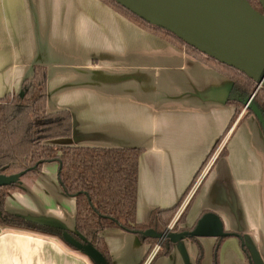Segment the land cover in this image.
<instances>
[{"label":"crops","instance_id":"obj_1","mask_svg":"<svg viewBox=\"0 0 264 264\" xmlns=\"http://www.w3.org/2000/svg\"><path fill=\"white\" fill-rule=\"evenodd\" d=\"M46 69V111L66 110L72 136L50 144L138 148L136 222L170 209L222 137L225 155L195 190L184 224L216 215L242 235L253 264H264V136L258 118L225 103L231 81L184 50L141 29L100 0H0V98L20 94L34 66ZM58 166L20 177L4 200L13 215L75 231L74 199L60 189ZM188 204V205H189ZM113 264H139L149 246L119 229L102 232ZM212 264L216 238H198ZM185 238L152 264H196ZM151 262V261H150ZM0 264H92L62 239L0 229ZM150 264V263H149ZM219 264H249L239 240H223Z\"/></svg>","mask_w":264,"mask_h":264},{"label":"trees","instance_id":"obj_2","mask_svg":"<svg viewBox=\"0 0 264 264\" xmlns=\"http://www.w3.org/2000/svg\"><path fill=\"white\" fill-rule=\"evenodd\" d=\"M100 1L141 29L184 50L197 61L227 77L232 85L225 103L234 108V115L226 132L239 117L246 102L252 98L238 123L250 115H255V111H257L260 116L258 122L264 136V87L258 88L253 79L237 69L221 64L199 52L171 32L145 22L115 0ZM245 1L257 14L264 16L260 0ZM46 84L45 67L36 65L33 68L32 77L22 82L20 94L0 98V176L9 177L24 173L21 177H36L40 174L43 165L56 163L58 166L57 181L60 189L64 194L72 197L75 202V231L69 232L56 226L36 223L8 213L4 209V200L16 189L17 180L7 186L0 187V229H21L59 239H62L63 233L66 232L82 245L93 246L101 254L106 264L113 263L101 234L107 229H119L136 235L141 243L149 246L146 255L139 264L146 262L155 245L159 246V250L150 264L160 257L169 256L175 244L169 240L159 242L157 239L145 237L143 234L148 230H153L156 234H163L166 231V226L182 198L188 193L191 184L174 207L165 210L156 209L151 212L147 223H137L138 159L142 150L50 144L54 140L70 138L73 126L68 111L47 113ZM221 139L216 142L206 160L214 152ZM224 155L225 150L222 151L220 158ZM189 207L190 204L171 232L182 233L195 228V226L190 229L181 227ZM225 233L226 236L216 238L212 251V263L219 264V250L223 240L235 237L239 240L248 263L253 264L244 247L242 235L232 232ZM189 239L194 241L197 246L196 264H202L203 249L198 238L191 237ZM65 244L69 246L67 243ZM78 252L84 254L81 251ZM92 264L95 263L92 262Z\"/></svg>","mask_w":264,"mask_h":264},{"label":"water","instance_id":"obj_3","mask_svg":"<svg viewBox=\"0 0 264 264\" xmlns=\"http://www.w3.org/2000/svg\"><path fill=\"white\" fill-rule=\"evenodd\" d=\"M145 22L167 30L187 45L226 66L237 69L264 87V16L257 14L245 0H115ZM264 10V0H260ZM250 98L247 102L250 104ZM259 118V113L255 111ZM0 176V187L21 177ZM145 237L177 244L185 238H218L227 234L220 219L203 215L192 231L163 234L148 230ZM62 239L83 252L93 263L106 264L91 245H82L68 233Z\"/></svg>","mask_w":264,"mask_h":264},{"label":"rangeland","instance_id":"obj_4","mask_svg":"<svg viewBox=\"0 0 264 264\" xmlns=\"http://www.w3.org/2000/svg\"><path fill=\"white\" fill-rule=\"evenodd\" d=\"M244 110H245V109L242 108L241 111H240V112H241L240 114H242V112H243ZM219 144H220V142H219ZM219 144L216 146L214 152L208 157V159L205 161V163L201 166L200 170H199L198 173L196 174V176H195V178H194V180H193V182H192V184H191L190 190H191V189L193 188V186L196 184V182H197V180L199 179V177L201 176V174L207 169V166H208V163L210 162V159L215 155V153L218 154V152H219V149H218V148H220V145H219ZM223 149H224V148H223ZM223 149H222V151H223ZM217 150H218V151H217ZM222 151L219 152V154H218V156H217V159H216V162L219 160V158H220V156H221V154H222ZM189 192H190V191H189ZM189 192H188V193H189ZM188 193L182 198V200H181L179 206H178L177 209L174 211V214L172 215V218H171L170 222H169L168 225L166 226V229L171 227L172 230H174L175 226L177 225V221H178V219L181 217V215L185 212V210H186V208H187V207H186L185 209H183L182 206H183V203H184L183 201H184V199L187 197ZM179 213H181V214L179 215ZM177 217H179V218H177ZM176 219H177V221L175 222ZM174 222H175V224L173 225ZM172 225H173V227H172ZM172 230H171V231H172ZM155 246H156V245H155ZM155 246H154V248L152 249V251L155 249ZM152 251L150 252L148 258L150 257ZM148 258H147V259H148ZM212 264H213V263H212Z\"/></svg>","mask_w":264,"mask_h":264},{"label":"built area","instance_id":"obj_5","mask_svg":"<svg viewBox=\"0 0 264 264\" xmlns=\"http://www.w3.org/2000/svg\"><path fill=\"white\" fill-rule=\"evenodd\" d=\"M249 106V103H247V104H245V108H247ZM244 108V109H245ZM225 143H226V138H222L221 139V141H220V148H218L219 149V152L220 151H222V149L224 148V146H225ZM218 151V150H217ZM219 152H218V154H219ZM218 154L217 153H215V155L210 159V162L208 163V166H207V169L201 174V176L199 177V179L197 180V182H196V184L193 186V188L190 190L189 189V193H188V195H187V197L184 199V203H183V206H182V208L183 209H185L187 206H188V204H189V202H190V200H191V198H192V196H193V194H194V192H195V190L199 187V185H200V183L202 182V179L205 177V175L207 174V172H208V170L212 167V165L216 162V159H217V156H218ZM181 213H179V215H180ZM177 218H179V217H177ZM177 221V219L175 220V222ZM175 222L173 223V225L175 224ZM173 225H172V227H173ZM167 229H169L170 231L172 230V228L170 227V228H167ZM159 250V246L158 245H156L155 246V249L152 251V253H151V255H150V257L146 260V262L144 263V264H149L150 263V261L153 259V257H154V255L157 253V251Z\"/></svg>","mask_w":264,"mask_h":264}]
</instances>
